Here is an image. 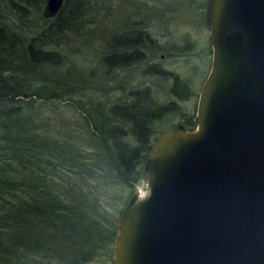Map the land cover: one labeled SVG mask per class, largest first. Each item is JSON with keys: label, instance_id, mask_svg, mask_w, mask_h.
I'll return each instance as SVG.
<instances>
[{"label": "trees", "instance_id": "trees-1", "mask_svg": "<svg viewBox=\"0 0 264 264\" xmlns=\"http://www.w3.org/2000/svg\"><path fill=\"white\" fill-rule=\"evenodd\" d=\"M44 1L0 0V264H106L114 218L90 201L88 175L92 168H114L133 192L151 146V124L170 108L135 93L130 103L90 102L89 115L76 112L81 122L74 127L85 125L89 139L63 125L66 112L56 104L77 94L52 48L94 24L106 4L64 0L24 45L22 26ZM119 47L134 48L130 41ZM139 60L111 51L101 63L113 70ZM92 141L102 148L96 156L86 151Z\"/></svg>", "mask_w": 264, "mask_h": 264}, {"label": "water", "instance_id": "water-1", "mask_svg": "<svg viewBox=\"0 0 264 264\" xmlns=\"http://www.w3.org/2000/svg\"><path fill=\"white\" fill-rule=\"evenodd\" d=\"M63 3L45 0L42 17ZM205 26L212 58L194 126L150 146L111 264H264V0H207Z\"/></svg>", "mask_w": 264, "mask_h": 264}, {"label": "rangeland", "instance_id": "rangeland-1", "mask_svg": "<svg viewBox=\"0 0 264 264\" xmlns=\"http://www.w3.org/2000/svg\"><path fill=\"white\" fill-rule=\"evenodd\" d=\"M104 3L105 9L98 12L94 24L92 22L89 27L78 28L74 34L65 37V41L62 40L64 45L52 48L63 58L62 72L66 75L65 80L74 89L73 93L77 94L56 104L61 111L66 112V119L62 124L72 125L71 128L76 129L81 138L82 132L89 139L83 121L82 130L74 127V124L79 126L76 122H81L76 121L79 117L76 112L87 116L90 113V102L112 106L130 103L132 94L147 93L157 105L170 108L165 116L151 124L150 145L171 126L183 125L190 128L184 123L191 117L195 118L199 91L209 73L212 58L208 31L205 28V0H105ZM155 6L164 17L163 37H154L157 41L150 43L149 49L145 50L146 58L137 54L143 60L121 69L108 70L102 65L101 59L111 51L117 52L116 46L112 44L109 49L110 43L115 40L117 20L129 17V21L142 24L144 12L147 10L146 15L152 14ZM43 7L40 11L33 12L28 22L22 26L24 45L33 36L35 29L44 25ZM140 26L142 25H134L136 28ZM153 32L159 35L158 29ZM129 41L134 47L132 49L141 50L142 45L138 40ZM118 49L119 53L131 50ZM175 82L179 85L173 92ZM89 147L91 149L85 150L95 156L102 149L94 141ZM143 169L144 165L133 192L117 178L114 168H92L88 175L89 199L97 201L99 206L103 204V211L114 218L115 230L116 223L131 198L145 190ZM112 245L113 243L110 251Z\"/></svg>", "mask_w": 264, "mask_h": 264}, {"label": "flooded vegetation", "instance_id": "flooded-vegetation-1", "mask_svg": "<svg viewBox=\"0 0 264 264\" xmlns=\"http://www.w3.org/2000/svg\"><path fill=\"white\" fill-rule=\"evenodd\" d=\"M199 1H197L198 3ZM206 4H207V0H205V6L203 7L204 9V17H205V10H206ZM159 11H161L159 8H157L155 6V8L152 9L151 12H153L150 15H146V12H144L143 14V19H142V24H140V22L138 21H129V17L128 18H124L123 20L120 22L117 20L116 22V32H115V43H116V48H117V52L116 55H119V43L120 42H128L131 39H136L138 40L142 45L141 46V50H134L131 49L130 51H124L123 55L126 56H131L134 53L135 54H141L144 56V58H146V54H145V50L149 49V44L150 43H155V38H160L163 37L162 34V29H164V20H163V15L162 13H160ZM131 15V14H130ZM145 19V22H144ZM124 21V22H123ZM144 22V24H143ZM134 25H142L139 28L134 27ZM206 28V27H205ZM155 29H158L159 35H155L153 30L155 31ZM207 30V29H206ZM153 34V35H152ZM162 35V36H160ZM153 36V37H152ZM155 37V38H154ZM161 39V38H160ZM157 41V40H156ZM210 53H211V48H210ZM194 117L187 121H190L189 123L194 126ZM186 121V122H187Z\"/></svg>", "mask_w": 264, "mask_h": 264}]
</instances>
